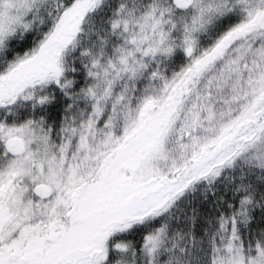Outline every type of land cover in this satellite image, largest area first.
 I'll list each match as a JSON object with an SVG mask.
<instances>
[{
  "label": "snow or ice",
  "instance_id": "1",
  "mask_svg": "<svg viewBox=\"0 0 264 264\" xmlns=\"http://www.w3.org/2000/svg\"><path fill=\"white\" fill-rule=\"evenodd\" d=\"M0 264H264V0H0Z\"/></svg>",
  "mask_w": 264,
  "mask_h": 264
}]
</instances>
